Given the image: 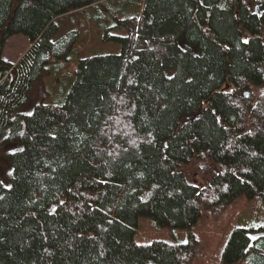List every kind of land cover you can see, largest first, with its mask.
<instances>
[{
	"label": "trees",
	"instance_id": "16d2710c",
	"mask_svg": "<svg viewBox=\"0 0 264 264\" xmlns=\"http://www.w3.org/2000/svg\"><path fill=\"white\" fill-rule=\"evenodd\" d=\"M129 3L0 0V48L31 41L18 64L0 49V264H264V228L226 227L264 210V0ZM88 9L121 53L21 112L78 46L58 21Z\"/></svg>",
	"mask_w": 264,
	"mask_h": 264
},
{
	"label": "rangeland",
	"instance_id": "374dc122",
	"mask_svg": "<svg viewBox=\"0 0 264 264\" xmlns=\"http://www.w3.org/2000/svg\"><path fill=\"white\" fill-rule=\"evenodd\" d=\"M139 1L140 0H129L130 3L128 5L133 14L139 9ZM104 16L105 14L102 13L101 9H88L82 14L73 17L70 16L58 21L60 30L57 39L64 35L66 36L68 32L77 30L78 26H81L77 42L78 46L72 51L70 59L67 62L54 61V63L49 65L50 74L46 78H43L44 81L34 85L30 101L21 112L30 114L37 105L43 103H61L73 84L72 75L81 59L98 54L121 53V45L119 43L104 40ZM113 34L118 35V31L113 30ZM29 40L30 38L25 35H17L9 38L8 41H6L7 43L0 48L2 49V59L9 63L18 64L31 47V41ZM15 149V145H8L5 146L0 153V178L6 186L9 185L7 176L10 171L9 158L7 157ZM241 209L242 212H244L243 215L239 216L234 221H230L226 226L227 229L245 228L258 230L264 228V210L261 209L260 205L248 208L246 202L244 203L242 201L239 203V209H237L239 213ZM222 230L223 229H218V232ZM196 232L200 239H206L204 233H201L200 230H196ZM178 236L181 240H187V236L182 232H180Z\"/></svg>",
	"mask_w": 264,
	"mask_h": 264
},
{
	"label": "water",
	"instance_id": "95a60500",
	"mask_svg": "<svg viewBox=\"0 0 264 264\" xmlns=\"http://www.w3.org/2000/svg\"><path fill=\"white\" fill-rule=\"evenodd\" d=\"M253 239H258V238H264V232H261L259 234L252 235Z\"/></svg>",
	"mask_w": 264,
	"mask_h": 264
},
{
	"label": "bare ground",
	"instance_id": "6f19581e",
	"mask_svg": "<svg viewBox=\"0 0 264 264\" xmlns=\"http://www.w3.org/2000/svg\"><path fill=\"white\" fill-rule=\"evenodd\" d=\"M0 78H1V76H0ZM0 82H1V81H0ZM230 87H231V85L229 84V85H228V88H230Z\"/></svg>",
	"mask_w": 264,
	"mask_h": 264
}]
</instances>
